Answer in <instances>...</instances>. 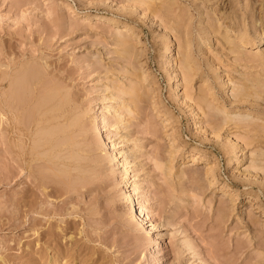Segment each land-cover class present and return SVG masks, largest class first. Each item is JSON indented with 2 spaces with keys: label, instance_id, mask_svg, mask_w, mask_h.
Masks as SVG:
<instances>
[{
  "label": "rangeland",
  "instance_id": "rangeland-1",
  "mask_svg": "<svg viewBox=\"0 0 264 264\" xmlns=\"http://www.w3.org/2000/svg\"><path fill=\"white\" fill-rule=\"evenodd\" d=\"M263 26L264 0H0V264H264V91L233 94Z\"/></svg>",
  "mask_w": 264,
  "mask_h": 264
},
{
  "label": "bare ground",
  "instance_id": "bare-ground-1",
  "mask_svg": "<svg viewBox=\"0 0 264 264\" xmlns=\"http://www.w3.org/2000/svg\"><path fill=\"white\" fill-rule=\"evenodd\" d=\"M127 1H131V0H127ZM152 2L153 0H133V3L135 2V3H139V4H142V5H144L145 6V4H146V6H148V4H149V2ZM157 1V0H156ZM159 1V0H158ZM161 1V0H160ZM165 2V1H164ZM164 2H161V3H164ZM151 5V4H150ZM152 6V5H151ZM162 6V5H161ZM145 8V7H144ZM160 8V7H159ZM169 9V8H168ZM148 11H149V9H147ZM146 10V11H147ZM170 10V9H169ZM169 10H167V11H169ZM144 11V10H143ZM145 11V12H146ZM166 11V10H165ZM172 11V10H171ZM244 12V11H243ZM154 14V13H153ZM156 15V14H155ZM246 16V15H245ZM157 17V16H156ZM261 17V16H260ZM247 20V19H246ZM112 22H115L114 20H111ZM169 21V20H168ZM171 22V21H170ZM247 22V21H246ZM213 24V23H212ZM173 25V24H172ZM248 26V25H247ZM123 31H132L131 30V27L127 24V23H125L123 26ZM210 29V28H209ZM170 32V31H169ZM216 33H218L217 31H215ZM133 33V32H132ZM225 33V35H226V32H224ZM230 33V32H229ZM248 33V32H247ZM246 33V31H245V28H243V29H241V31H240V37H242V38H245V39H247V40H250V36L248 35ZM251 34V33H250ZM229 36V35H228ZM253 37V36H252ZM258 37V36H257ZM230 38V37H229ZM256 38V37H255ZM117 42H118V45H120V46H122L125 50H130L129 49V45H130V42H129V40H128V38H127V35H125V34H122L121 33V35H119L117 38ZM251 40H253V39H251ZM258 40V39H257ZM259 40H260V43L261 44H263L264 45V26H263V28L261 29V33H260V35H259ZM243 42H244V40H243ZM248 42H252V41H248ZM258 42V41H257ZM263 47V46H262ZM243 48V47H242ZM258 48V47H257ZM175 50V49H174ZM172 51H173V49L172 48H170V54H169V58L168 59H170V57H172L171 56V54H172ZM120 52V51H119ZM255 54V53H254ZM257 54V55H256ZM255 54V57L256 56H258V55H260L259 53H256ZM127 60V59H126ZM261 60H263L264 61V57H263V59L261 58ZM261 64V63H260ZM264 63H262L261 65H263ZM264 66V65H263ZM172 67V66H171ZM190 66L188 65V68H189ZM187 68V66H186V69L188 70V74L186 73V70L184 71L185 72V75H186V77L188 78H190V76L192 75L191 73H189L190 72V68L188 69ZM192 68V67H191ZM193 72V71H192ZM23 74V73H22ZM190 74V75H189ZM22 77H23V75H21ZM256 76H258V75H256ZM252 77V79L249 77V79H247L246 78V81L247 82H243L242 81V83H243V85H242V87H240L241 88V90H240V94H239V96L238 95H236V93H235V91H234V95L236 96V99L238 98H240L241 99V97L242 98H250L251 97V95L253 96V95H255V97L257 98V96L256 95H258L259 93H261L262 91H264V83H263V79H261L262 77H260L259 76V78L258 77ZM141 78V77H140ZM254 78L256 79V80H254ZM137 79V78H136ZM257 79H261V80H257ZM183 80H184V78H183ZM188 80V79H187ZM186 80V81H187ZM190 80V79H189ZM263 80V81H262ZM15 81H13V83H14ZM24 83V82H23ZM27 83V82H26ZM188 83V82H187ZM177 85H179V84H177ZM15 86V85H14ZM21 87V89H24L23 88V86H20ZM21 89H20V91H21ZM234 89V88H233ZM236 89V88H235ZM254 89V90H253ZM54 90H58V89H54ZM54 90H52L51 91V93L54 91ZM24 91V90H23ZM49 91V90H48ZM47 91V92H48ZM12 92V91H11ZM25 92V91H24ZM46 92V94H48ZM50 92V91H49ZM14 94V93H13ZM59 94V93H58ZM262 94H263V92H262ZM260 95L259 94V96H261V97H259V99H261V101L263 102L264 101V97H262V96H264V94L263 95ZM68 95V94H67ZM234 95H233V97H234ZM24 96V95H23ZM48 98L47 99H45V100H47V101H49L50 100V97L51 98H53V95H51L50 94V97H49V95H46ZM46 96H44V98L46 97ZM61 97H63L62 95H61ZM66 97V96H65ZM254 97V96H253ZM19 98V97H18ZM244 98V99H245ZM263 98V99H262ZM43 99V98H42ZM41 99V100H42ZM66 99H68V98H66ZM234 100H235V97L233 98ZM237 99V100H238ZM251 99H252V97H251ZM259 99H257V100H259ZM40 100V99H39ZM44 100V99H43ZM247 100V99H246ZM249 100V99H248ZM256 101V99H253V102H255ZM30 101V100H29ZM38 101V100H37ZM61 101V98H60V100H59V102ZM62 101H63V99H62ZM249 101H251V100H249ZM46 102V101H45ZM68 102H69V100H68ZM49 103V102H48ZM42 104H44V103H42ZM63 105H65V103H63ZM69 105V104H68ZM261 105V104H260ZM263 105H264V103H263ZM45 106V105H44ZM43 106V107H44ZM53 106V105H52ZM55 106H57V105H55ZM42 107V108H43ZM54 107V106H53ZM211 107H213V106H211ZM210 108V107H209ZM9 109H11L10 108V106H9ZM49 109V108H48ZM12 110H15V109H13L12 108ZM19 110V109H18ZM40 110V109H39ZM39 110H37V112L35 113L36 114V117H37V114H38V111ZM50 110V109H49ZM64 110V109H63ZM16 111V110H15ZM55 111V110H54ZM44 112V111H43ZM52 112V111H51ZM56 112V111H55ZM67 112V111H66ZM12 113V112H11ZM16 113V112H15ZM18 113H19V111H18ZM203 113V112H202ZM44 114V113H43ZM237 114V113H236ZM243 114V115H242ZM247 114V113H246ZM249 114V113H248ZM247 114V115H248ZM42 115V114H41ZM244 116V113L243 112H241L240 113V116ZM250 115V114H249ZM20 116V115H19ZM237 116H238V114H237ZM251 116V115H250ZM254 116V115H253ZM39 117H40V115H39ZM52 117V116H51ZM51 117L49 118L46 114H44V116H43V120H45L46 121V124H47V121H49L50 119H51ZM62 117V116H61ZM10 118V117H9ZM35 118V117H34ZM245 118V117H244ZM12 119V118H11ZM19 119V118H18ZM55 119H57V118H55ZM59 119V118H58ZM75 119V118H74ZM77 119V118H76ZM75 119V120H76ZM233 119V118H232ZM17 120V119H16ZM36 120V119H35ZM75 120H74V122H75ZM240 120V119H239ZM15 121V120H14ZM19 121V120H18ZM22 121V120H21ZM40 120H37L36 121V124L35 125H37V127H38V125L40 124ZM74 122L72 123V121H71V125L73 124L74 125ZM13 123V122H12ZM16 123V122H15ZM21 123V122H20ZM23 123V122H22ZM18 124V123H17ZM44 124V123H43ZM45 124V125H46ZM29 125H30V122H29ZM72 125V126H73ZM77 125V124H76ZM27 126V125H26ZM25 126V127H26ZM70 126V125H69ZM71 126V127H72ZM29 127V126H28ZM56 127V126H55ZM55 127H52V129L50 128V130H53ZM42 128H44V127H42ZM49 128V127H48ZM66 128V127H65ZM28 129V128H27ZM56 129V128H55ZM38 130H40V132H42L43 131V129L41 130V128L39 129V127H38V129H37V131L36 132H38ZM57 130V129H56ZM65 131V130H64ZM45 132H48V130L46 129V131ZM51 132V131H50ZM55 132H57V131H54V132H52V133H55ZM63 132V131H62ZM15 133V132H14ZM39 133V132H38ZM37 133V134H38ZM44 133V132H43ZM46 134H48V133H46ZM45 134V135H46ZM50 135H51V133H49ZM62 134V133H61ZM29 135V134H28ZM39 135H40V133H39ZM39 135H37V136H39ZM52 135H54V134H52ZM17 136V135H16ZM21 136H23V135H21ZM42 136V135H41ZM40 136V137H41ZM19 137V136H18ZM28 138V137H27ZM39 137H37V140L38 141H40L39 139H38ZM42 138V137H41ZM49 138H52V136H49ZM49 138L48 139H46V137H45V140H43L45 143H46V140H49ZM31 140H32V138H31ZM34 141V140H33ZM32 141V142H33ZM36 141V140H35ZM51 141V140H50ZM40 142H42V141H40ZM49 142V141H48ZM36 143H37V141H36ZM53 143V142H52ZM64 143V142H63ZM41 144V143H40ZM40 144H38V145H40ZM20 145V144H19ZM33 145H35L34 143H33ZM37 145V144H36ZM42 145L44 146V144L42 143ZM63 145V144H62ZM61 145V146H62ZM20 147V146H19ZM38 148H40L41 146H37ZM37 147H35L34 146V148L35 149H37ZM54 147H55V144H54ZM53 147V148H54ZM21 148V147H20ZM25 148V147H24ZM42 148H44V147H42ZM56 148H58V147H56ZM56 148H54V149H56ZM54 149H51V150H54ZM42 150V149H41ZM48 151H49V149H47ZM60 150V149H59ZM38 151V150H37ZM55 151V150H54ZM33 152V151H32ZM32 152H31V154H32ZM42 152V151H41ZM22 153H23V151H22ZM34 153V152H33ZM43 153V152H42ZM57 153V152H56ZM37 154H39V153H36V155ZM49 154H51V152L50 153H48V155ZM53 154V153H52ZM263 154V153H262ZM35 155V154H34ZM55 155V154H54ZM58 155V154H57ZM23 156V155H22ZM38 156V155H37ZM40 156V155H39ZM43 156H45V155H43ZM59 156V155H58ZM58 156H54V158H55V160H56V158H58ZM72 156V155H71ZM74 156L75 155H73V159H74ZM77 156V155H76ZM36 157V156H35ZM42 157V156H41ZM27 158V157H26ZM33 158V157H32ZM48 158V157H47ZM53 158V157H52ZM77 158V157H76ZM45 159V158H44ZM34 160V159H33ZM36 160V159H35ZM49 160V159H48ZM55 160L53 161V162H55ZM23 161V160H22ZM31 161V160H30ZM37 161V160H36ZM27 162V161H26ZM239 163H241V160L239 161ZM264 163V162H263ZM259 164V163H258ZM261 165V164H260ZM259 165V167H261L262 168V166H260ZM68 167V166H67ZM68 168H70V166L68 167ZM72 168V167H71ZM260 168V169H261ZM63 169H65V168H63ZM262 170V169H261ZM59 171H61V172H64V171H62V170H59ZM65 173V172H64ZM124 173L126 174V175H129L130 174V172H129V168H125L124 169ZM62 174V173H61ZM66 174V173H65ZM131 185H134V184H131ZM134 188V187H133ZM134 192V189H132L127 195L129 196V199H130V201L131 202H134L135 203V199L133 198V193ZM137 209V208H136ZM140 211V218L142 219V220H146V218L144 217L145 215H144V209H142V208H140V207H138V209H137V211Z\"/></svg>",
  "mask_w": 264,
  "mask_h": 264
}]
</instances>
